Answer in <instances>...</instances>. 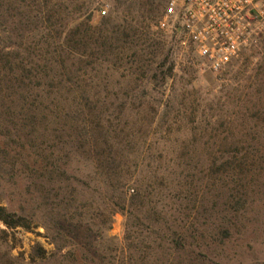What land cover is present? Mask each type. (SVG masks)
<instances>
[{"label":"rangeland","instance_id":"374dc122","mask_svg":"<svg viewBox=\"0 0 264 264\" xmlns=\"http://www.w3.org/2000/svg\"><path fill=\"white\" fill-rule=\"evenodd\" d=\"M146 2L0 0V205L31 224L0 220V264H264V23L214 72L162 26L165 0ZM128 25L142 38H126ZM76 30L82 54L68 59L57 42ZM17 33L56 55L68 80L53 87L34 70L30 108L17 106ZM88 141L113 147V183L127 188L104 186L82 156H54L68 169L50 182V206L76 198L89 209L81 228L63 223L59 249L27 164L42 148ZM75 242L85 249L72 252Z\"/></svg>","mask_w":264,"mask_h":264},{"label":"trees","instance_id":"16d2710c","mask_svg":"<svg viewBox=\"0 0 264 264\" xmlns=\"http://www.w3.org/2000/svg\"><path fill=\"white\" fill-rule=\"evenodd\" d=\"M147 5L152 6L154 5V0H147ZM10 8L12 5H9ZM17 22V21H16ZM15 22V23H16ZM24 21H21L23 23ZM121 29V28H120ZM16 30H17V23H16ZM108 31V30H107ZM34 34V33H33ZM122 34L126 37H141V32L134 28V26H124L122 28ZM30 33H17V92L19 94L20 101L17 104V106L21 108L25 107H33L35 103V100L29 98V92L27 86L28 82L26 83V78L32 79L29 75L35 74L39 75L43 78H48L49 82L52 83L53 87L57 85L64 84L63 82H67V78L63 79L64 72H60V70L57 72L55 69L56 65H58V60L56 55L53 56H47L45 53H35L33 51H30V49L25 48L24 44H26V40L30 37ZM37 33H35V36ZM39 36H42L45 38L46 35L41 34ZM80 32L79 30H76L72 33L67 34H61L59 37V40L57 43L59 44H66L68 47V59L70 57H76L78 58L81 56L80 51ZM32 38V36H31ZM142 38V37H141ZM63 39V40H62ZM47 44H49L47 42ZM27 53L24 55V53ZM9 54H12V52H7V56L9 57ZM24 55V56H23ZM70 55V56H69ZM39 61V62H37ZM44 61L45 63H42ZM47 68L49 71H47L45 68ZM44 70V71H42ZM51 70V71H50ZM72 70L68 69V72L71 73ZM60 78V79H59ZM71 81V79H70ZM19 98L18 101H19ZM33 100V101H30ZM113 147L108 148H101L98 144L93 142H85V143H75V144H69V143H62L57 145L56 150H48L47 148H42L39 151V155L37 158L31 163L27 164V166L30 167L32 176V184L35 188V193L37 196H35L36 201H38L37 208L41 212V219H43L42 225L45 227V229L48 232L52 233L53 242L58 246L59 249H64L66 247H69V244L66 243L65 240V234H64V222L65 223H71L73 219L78 220V228H81L83 226L82 224L89 222V215H88V204L82 205L81 207L78 205H75L74 202L78 201L76 198L74 200L64 199L60 200L61 202L58 204L59 208L55 210V208H52L50 206L49 197L51 195V188H50V182L53 179L59 178L62 175H67V167L64 166V163H61L58 165L54 159L56 156L63 155V153L66 154H73V155H79L84 157L85 159H88L87 161L90 162V165L93 167L94 171H101L100 174L102 175V178L104 179V186L108 188H122L123 191L127 188V181H122L118 184L113 183L112 178V170L115 169V159H111V151ZM55 156V157H54ZM102 157H105V160L102 161ZM55 161V162H54ZM67 162V161H66ZM99 174V173H98ZM90 175V172H89ZM75 178H79L77 176H74ZM83 183L86 181L84 178H81ZM87 182V181H86ZM81 195L85 198H87V191L83 190L81 191ZM106 193H108L106 191ZM109 194V193H108ZM110 199V198H109ZM87 203V202H86ZM112 205H114L113 200H109V203H107V211L110 212V216L114 215L115 210L112 209ZM61 206V207H60ZM80 210V212H79ZM56 211V212H55ZM79 217L76 218V215ZM0 220L3 221L8 227H18L23 226L25 228H31V224L28 220V218L24 215H19L15 212L9 211L5 206L0 205ZM54 227V228H53ZM76 227V228H77ZM83 242H75L73 244L74 249L72 252H76L77 249H85ZM94 252V251H93Z\"/></svg>","mask_w":264,"mask_h":264},{"label":"built area","instance_id":"2783aa9c","mask_svg":"<svg viewBox=\"0 0 264 264\" xmlns=\"http://www.w3.org/2000/svg\"><path fill=\"white\" fill-rule=\"evenodd\" d=\"M165 2L162 26H171L181 44L214 72L226 69L264 23V0Z\"/></svg>","mask_w":264,"mask_h":264}]
</instances>
